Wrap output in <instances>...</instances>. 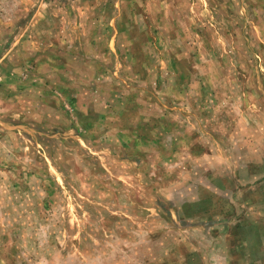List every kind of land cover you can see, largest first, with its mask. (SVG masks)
Masks as SVG:
<instances>
[{"label":"rangeland","instance_id":"rangeland-1","mask_svg":"<svg viewBox=\"0 0 264 264\" xmlns=\"http://www.w3.org/2000/svg\"><path fill=\"white\" fill-rule=\"evenodd\" d=\"M0 264H264V0H0Z\"/></svg>","mask_w":264,"mask_h":264}]
</instances>
